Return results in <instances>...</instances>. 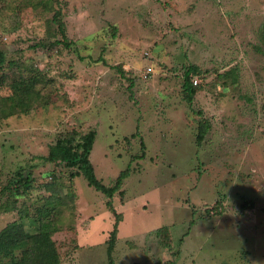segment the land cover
<instances>
[{"label":"rangeland","instance_id":"obj_1","mask_svg":"<svg viewBox=\"0 0 264 264\" xmlns=\"http://www.w3.org/2000/svg\"><path fill=\"white\" fill-rule=\"evenodd\" d=\"M263 21L264 0H0V186L19 167L33 177L29 198L0 193V229L55 181L73 193L44 208L59 264H264ZM59 24L71 47L52 43ZM234 66L225 86L217 75ZM26 84L30 109L5 115ZM90 130L97 178L129 173L110 198L42 158Z\"/></svg>","mask_w":264,"mask_h":264},{"label":"trees","instance_id":"obj_2","mask_svg":"<svg viewBox=\"0 0 264 264\" xmlns=\"http://www.w3.org/2000/svg\"><path fill=\"white\" fill-rule=\"evenodd\" d=\"M55 13L54 17L57 18L59 10ZM62 25L59 24L58 26V29L61 32V39H56L52 43L54 45L60 43L62 46L71 47V40H68L65 36ZM260 37L264 44V21L260 26ZM3 62L4 55L0 52V63ZM195 74H198V68L192 64L189 65L183 73L182 87L184 98L189 103L192 102L193 97L199 88L197 81L193 83L195 80H193L192 77ZM217 76L221 77L225 86H227V82L229 84H234L238 80V69L234 66L222 73H218ZM34 77L38 79L37 74H35ZM30 81L31 79L28 82ZM32 82L34 83V81ZM128 86V88H131V83ZM19 89L26 92L27 100L17 102L15 106L16 108H14L13 111H5V115H9L15 111L27 112L32 106L30 101L31 91L27 89V84L19 87ZM208 128L209 125L207 122L200 123L197 139H202ZM94 137L95 132L93 130L84 134L69 132L60 135L49 145L47 154L42 156V158L47 162H52L55 165H60L70 170V179L78 174L83 175L86 178L88 185L110 198L113 195V192L122 185V180L127 177L129 173L127 169L121 171L112 186L103 184L97 178L93 165L89 159V153L92 149ZM25 171V167H19L9 178L6 179V183H3L0 186V193H6V196H9L12 199V202H15L18 196L25 195L29 198L28 194L33 185V177L29 172L25 173ZM51 173L52 176L55 175L54 171ZM45 187L49 194L45 197H39V199L43 201L35 206L32 212L27 205L19 206L18 218L7 223L0 229V264H59L60 256L52 239V234L58 229V227L54 222L52 212L48 211L47 213H44V208L47 206L48 202L58 201V203H60L71 200L73 193L72 191H69L61 195L63 189L61 186H56L55 181H50L45 184ZM241 199V203H239L241 209H246L253 205V199L247 198L243 195ZM107 204L111 205V201L108 200ZM56 205H54V210L56 209ZM116 231L117 220L108 235L106 246L108 259H112L111 253L116 240Z\"/></svg>","mask_w":264,"mask_h":264},{"label":"built area","instance_id":"obj_3","mask_svg":"<svg viewBox=\"0 0 264 264\" xmlns=\"http://www.w3.org/2000/svg\"><path fill=\"white\" fill-rule=\"evenodd\" d=\"M195 82H196V80L193 83H195Z\"/></svg>","mask_w":264,"mask_h":264}]
</instances>
